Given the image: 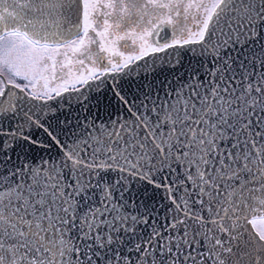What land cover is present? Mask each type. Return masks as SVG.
<instances>
[{
  "label": "snow or ice",
  "instance_id": "1",
  "mask_svg": "<svg viewBox=\"0 0 264 264\" xmlns=\"http://www.w3.org/2000/svg\"><path fill=\"white\" fill-rule=\"evenodd\" d=\"M0 264H264V0H0Z\"/></svg>",
  "mask_w": 264,
  "mask_h": 264
},
{
  "label": "water",
  "instance_id": "2",
  "mask_svg": "<svg viewBox=\"0 0 264 264\" xmlns=\"http://www.w3.org/2000/svg\"><path fill=\"white\" fill-rule=\"evenodd\" d=\"M188 58H185V64H187ZM165 76H168L171 79V76L169 75V73L167 71H165L164 73L159 75V79L163 80ZM104 114L101 113V117L103 118Z\"/></svg>",
  "mask_w": 264,
  "mask_h": 264
}]
</instances>
